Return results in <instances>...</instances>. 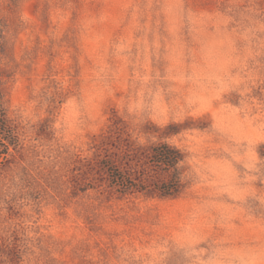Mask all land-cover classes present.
<instances>
[{"label": "rangeland", "instance_id": "374dc122", "mask_svg": "<svg viewBox=\"0 0 264 264\" xmlns=\"http://www.w3.org/2000/svg\"><path fill=\"white\" fill-rule=\"evenodd\" d=\"M0 21V264H264V0H0Z\"/></svg>", "mask_w": 264, "mask_h": 264}, {"label": "trees", "instance_id": "16d2710c", "mask_svg": "<svg viewBox=\"0 0 264 264\" xmlns=\"http://www.w3.org/2000/svg\"><path fill=\"white\" fill-rule=\"evenodd\" d=\"M5 31V24L0 21V161L7 159L10 149L17 148L19 145L18 136L15 130L11 127L8 121L7 109L4 104V91L2 86L1 73V57L4 53L3 36ZM163 147V146H162ZM174 151L158 149L155 155L160 158V161L168 165L175 164L179 160V155Z\"/></svg>", "mask_w": 264, "mask_h": 264}]
</instances>
